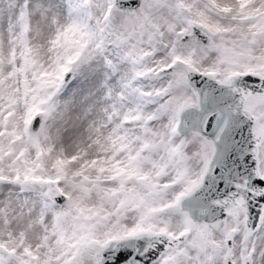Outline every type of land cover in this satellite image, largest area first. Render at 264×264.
Here are the masks:
<instances>
[{
    "label": "snow or ice",
    "instance_id": "snow-or-ice-1",
    "mask_svg": "<svg viewBox=\"0 0 264 264\" xmlns=\"http://www.w3.org/2000/svg\"><path fill=\"white\" fill-rule=\"evenodd\" d=\"M0 264H264V0H0Z\"/></svg>",
    "mask_w": 264,
    "mask_h": 264
}]
</instances>
